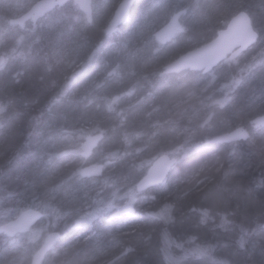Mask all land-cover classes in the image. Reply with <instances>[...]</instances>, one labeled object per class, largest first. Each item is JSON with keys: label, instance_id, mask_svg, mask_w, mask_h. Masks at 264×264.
<instances>
[{"label": "trees", "instance_id": "obj_1", "mask_svg": "<svg viewBox=\"0 0 264 264\" xmlns=\"http://www.w3.org/2000/svg\"><path fill=\"white\" fill-rule=\"evenodd\" d=\"M36 0H0V224L44 213L27 233H0V264H264V0H135L114 32L118 0H74L25 27ZM183 30L154 36L178 10ZM247 11L259 41L213 70L161 75L163 64ZM245 127L247 140L221 137ZM102 134L92 153L85 139ZM166 179L137 182L159 155ZM87 163H102L86 177Z\"/></svg>", "mask_w": 264, "mask_h": 264}, {"label": "water", "instance_id": "obj_2", "mask_svg": "<svg viewBox=\"0 0 264 264\" xmlns=\"http://www.w3.org/2000/svg\"><path fill=\"white\" fill-rule=\"evenodd\" d=\"M70 0H37L22 14L11 18L12 24L25 27L28 21L37 23L39 19L52 11L55 7L64 5ZM80 9L86 14L89 22L93 21L92 0H74ZM135 0H122L117 4L114 14L107 23L105 30L112 32L121 25L129 16ZM183 10L175 12L156 32V39L160 43L172 40L179 31L183 30ZM252 19L247 11H240L229 21L225 28L220 29L210 41L182 53L177 59L168 63L161 74L180 73L185 70H195L207 73L217 67L226 57H237L257 39L258 34L252 25ZM237 47V48H236ZM236 48V49H235ZM5 60L0 57V65ZM257 125L264 126V116L257 120ZM102 134L89 135L83 143V156L87 158L101 140ZM249 132L247 128L240 127L221 137V140L233 142L247 140ZM177 156L169 153L159 155L151 163L146 173L137 182V190L143 191L151 186L163 182L177 162ZM104 171L102 163H88L82 169V175L86 177L101 175ZM44 216V213L36 208H26L17 217L0 224V233L14 236L19 232H26L36 225ZM57 234L50 236L46 244L36 253L33 264H42L47 248L56 240Z\"/></svg>", "mask_w": 264, "mask_h": 264}, {"label": "bare ground", "instance_id": "obj_3", "mask_svg": "<svg viewBox=\"0 0 264 264\" xmlns=\"http://www.w3.org/2000/svg\"><path fill=\"white\" fill-rule=\"evenodd\" d=\"M36 1H37V0H36ZM36 1H35V2H36ZM121 1H122V0H118L117 4H119ZM33 4H34V3H33ZM33 4H32V5H33ZM32 5H31V6H32ZM116 6H117V5H116ZM55 8H56V7H55ZM55 8H54V9H55ZM115 8H116V7H115ZM114 10H115V9H114ZM114 10L112 11V13H111V15H110V17H109L108 22H109L110 19L112 18L113 14H114ZM242 11H245V10H242ZM176 12H177V11H176ZM183 12H184V10H183ZM239 12H240V11H239ZM239 12H238V13H239ZM130 13H131V11H130ZM130 13H129V16H130ZM174 13H175V12H174ZM174 13H173V14H174ZM238 13H236V14H238ZM173 14H172V15H173ZM236 14H235V15H236ZM85 15H86V14H85ZM172 15H171V16H172ZM235 15H234V16H235ZM93 16H94V14H93ZM129 16H128V18H129ZM171 16H170V17H171ZM234 16H232V17H234ZM250 16H251V15H250ZM15 17H16V16H15ZM170 17H169V18H170ZM232 17H231V19H232ZM11 18H14V17H11ZM11 18H10V19H11ZM86 18H87V16H86ZM128 18H127V19H128ZM127 19H126V20H127ZM231 19H230V20H231ZM251 19H252V17H251ZM87 20H88V19H87ZM126 20H125L124 22H126ZM230 20H229V21H230ZM91 22H92V21H91ZM108 22H107V23H108ZM124 22H123V23H124ZM123 23H122V24H123ZM228 23H229V22H228ZM228 23H227V24H228ZM252 23H253V20H252ZM122 24H121V25H122ZM121 25L117 26L112 32H114V31H115L117 28H119ZM252 25H253L255 31L257 32L258 37H257V39L253 42V44H252L251 46H253L254 44H256V43L259 41V38H260V32H259V29L257 28V26H256L254 23H253ZM161 26H162V25H161ZM161 26H159V27L155 30V33H154V36H155V37H156L155 34H156L157 30H158ZM226 26H227V25H226ZM226 26H225V27H226ZM225 27H222V28H225ZM222 28H220V29H222ZM220 29H219V30H220ZM219 30H218V31H219ZM105 31H106V30H105ZM218 31H217V32H218ZM112 32H110V33H112ZM106 33H107V32H106ZM110 33H107V34H110ZM216 34H217V33H216ZM176 35H177V34H176ZM263 35H264V34H263ZM215 36H216V35H215ZM215 36H214V37H215ZM214 37H213V38H214ZM213 38H212V39H213ZM156 40H157V39H156ZM210 40H211V39H210ZM210 40H209V41H210ZM170 41H171V40H170ZM170 41H168V42H170ZM158 42H159V41H158ZM168 42H166V43H168ZM207 42H208V41H207ZM166 43H161V44H166ZM205 43H206V42H205ZM263 43H264V40H263ZM251 46H249L247 49H245L244 51H242L237 57H235V58H230V56H228V57H226L222 62H224L225 60H235V59H237V58H238L243 52H245L246 50H248ZM236 48H237V47H236ZM236 48H235V49H236ZM192 49H193V48H192ZM189 50H190V49H189ZM187 51H188V50H187ZM183 53H184V52H183ZM181 54H182V53H181ZM181 54H179L177 57H175V58H173V59H171V60H167V61L163 64V66H162V70L160 71V74H161V72L164 70V67H165L168 63H170V62L174 61L175 59H177ZM1 56H4V55H1ZM1 56H0V57H1ZM4 57H5V56H4ZM5 60H6V58H5ZM5 60H4L3 64L0 65V67H2V66L5 64ZM222 62H221V63H222ZM221 63H220V64H221ZM220 64H219V65H220ZM219 65H218V66H219ZM169 74H175V73H169ZM161 75H164V74H161ZM262 116H264V115H262ZM262 116H261V117H262ZM261 117H259V118H261ZM259 118H258V119H259ZM258 119L255 120L256 125H257V120H258ZM257 126H259V125H257ZM240 127H242V126H240ZM240 127H238V128H240ZM261 127H264V126H261ZM23 210H25V209H23ZM23 210H22V211H23ZM22 211H21V212H22ZM21 212H20V213H21ZM36 225H37V224H36ZM36 225H34L33 227H31L30 230H28V231H26V232H19V233H17V234L30 232V231H31ZM17 234H16V235H17ZM7 236H8V235H7ZM14 236H15V235H14ZM42 247H43V246L41 245L39 249H41ZM36 253H37V252H36ZM36 253H35V255H36ZM35 255H34V257H35ZM34 257H33V259H34Z\"/></svg>", "mask_w": 264, "mask_h": 264}, {"label": "flooded vegetation", "instance_id": "obj_4", "mask_svg": "<svg viewBox=\"0 0 264 264\" xmlns=\"http://www.w3.org/2000/svg\"><path fill=\"white\" fill-rule=\"evenodd\" d=\"M47 241V239L44 241V243ZM42 245H43V243H42Z\"/></svg>", "mask_w": 264, "mask_h": 264}, {"label": "rangeland", "instance_id": "obj_5", "mask_svg": "<svg viewBox=\"0 0 264 264\" xmlns=\"http://www.w3.org/2000/svg\"><path fill=\"white\" fill-rule=\"evenodd\" d=\"M45 239H46V238H44V240H43V241H45Z\"/></svg>", "mask_w": 264, "mask_h": 264}]
</instances>
